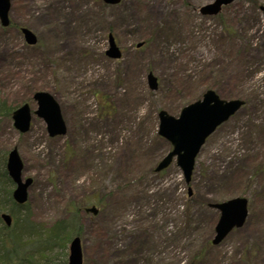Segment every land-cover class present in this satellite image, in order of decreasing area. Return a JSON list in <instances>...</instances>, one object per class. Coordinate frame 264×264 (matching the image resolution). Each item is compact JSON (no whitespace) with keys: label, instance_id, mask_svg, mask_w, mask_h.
<instances>
[{"label":"rangeland","instance_id":"1","mask_svg":"<svg viewBox=\"0 0 264 264\" xmlns=\"http://www.w3.org/2000/svg\"><path fill=\"white\" fill-rule=\"evenodd\" d=\"M213 1L12 0L13 27L0 24V97L33 113L26 134L1 118V147L33 179L36 222L80 226L83 264H264V0L202 15ZM110 35L120 59L106 55ZM207 90L244 105L207 139L190 184L176 160L156 172L172 151L160 111L177 118ZM40 91L59 103L65 135L35 114ZM239 197L245 224L213 245V205Z\"/></svg>","mask_w":264,"mask_h":264},{"label":"water","instance_id":"2","mask_svg":"<svg viewBox=\"0 0 264 264\" xmlns=\"http://www.w3.org/2000/svg\"><path fill=\"white\" fill-rule=\"evenodd\" d=\"M11 0H0V21L3 27L10 25L9 10ZM108 4H118L121 0H104ZM234 0H214L212 3L201 8L204 15H217L224 5H228ZM22 33L27 44L35 45L37 38L35 34L23 28ZM142 44H139L140 47ZM107 55L117 59L121 57L115 39L110 35V49ZM148 84L152 90L158 88L157 78L153 74L148 75ZM34 99L37 101L38 110L36 114L43 118L47 124L48 134L51 137L66 134V124L62 117L61 109L54 97L47 92H38ZM244 104L241 100H222L213 90L204 93L201 100L186 106L178 118L171 116L162 110L159 113V134L171 142L173 150L158 164L156 171L166 169L177 158V164L182 169L186 182L189 183L192 177L195 160L204 145L206 139L215 132L222 123L233 116ZM14 126L26 133L30 129L31 110L25 104L13 114ZM23 162L15 148L10 151L7 160V171L16 188L13 198L18 204H24L28 200V190L32 184V179L24 181L22 176ZM191 194V190H190ZM221 213L216 225V235L213 244H220L227 235L234 229L244 225L248 216V200L245 198H234L226 202L213 205ZM95 212V211H94ZM4 221L8 226L12 224V218L4 214ZM68 264H83V252L81 240L76 237L70 244V255Z\"/></svg>","mask_w":264,"mask_h":264},{"label":"trees","instance_id":"3","mask_svg":"<svg viewBox=\"0 0 264 264\" xmlns=\"http://www.w3.org/2000/svg\"><path fill=\"white\" fill-rule=\"evenodd\" d=\"M13 111L0 97V122L3 117H11ZM7 155L0 144V264H67L70 240L79 235L80 226L63 219L51 225L38 223L27 204H16L14 184L6 169ZM5 212L13 217L11 226L2 220Z\"/></svg>","mask_w":264,"mask_h":264}]
</instances>
